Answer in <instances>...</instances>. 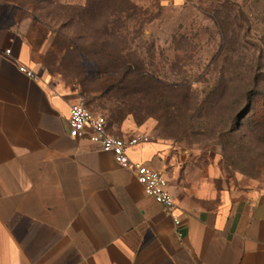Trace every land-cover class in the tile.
Returning <instances> with one entry per match:
<instances>
[{
  "label": "crops",
  "instance_id": "1",
  "mask_svg": "<svg viewBox=\"0 0 264 264\" xmlns=\"http://www.w3.org/2000/svg\"><path fill=\"white\" fill-rule=\"evenodd\" d=\"M57 33L0 0V264H264V189L234 187L131 117L113 129L106 119L110 135L149 138L128 156L166 179L176 206L167 212L132 170L87 136L70 138L79 95L48 70Z\"/></svg>",
  "mask_w": 264,
  "mask_h": 264
},
{
  "label": "rangeland",
  "instance_id": "2",
  "mask_svg": "<svg viewBox=\"0 0 264 264\" xmlns=\"http://www.w3.org/2000/svg\"><path fill=\"white\" fill-rule=\"evenodd\" d=\"M3 1L25 15L56 18L54 28L63 23L59 0ZM85 5L74 9L69 38H51L47 69L112 129L131 117L151 140L190 150L234 187L264 189V0ZM42 32L31 37L39 42ZM115 57L150 82L135 89L130 79L95 78L93 64Z\"/></svg>",
  "mask_w": 264,
  "mask_h": 264
},
{
  "label": "built area",
  "instance_id": "3",
  "mask_svg": "<svg viewBox=\"0 0 264 264\" xmlns=\"http://www.w3.org/2000/svg\"><path fill=\"white\" fill-rule=\"evenodd\" d=\"M9 54L10 50H6L5 55ZM18 70L31 79L35 78V74L23 66ZM68 129L70 138L78 139L87 136L89 141L99 146L102 152L111 154L118 166L132 170L145 194L154 199L165 211L172 212L175 209L176 206L167 189L166 179L152 168L131 161L128 156L129 149L149 142L146 135L136 133L127 138L110 135L107 131L105 116L91 112L80 98L69 107ZM173 223L178 226V218L173 217Z\"/></svg>",
  "mask_w": 264,
  "mask_h": 264
},
{
  "label": "trees",
  "instance_id": "4",
  "mask_svg": "<svg viewBox=\"0 0 264 264\" xmlns=\"http://www.w3.org/2000/svg\"><path fill=\"white\" fill-rule=\"evenodd\" d=\"M87 2H89V0H85L82 3H73V4H65V3H61L60 1L54 2L59 4V8L64 15L63 19L59 18L60 20H62L63 23L56 28L58 31L56 35L64 34L65 39L69 38L68 33L66 34L65 32L68 31V25L69 24L71 25L74 21V9L75 7H77L84 10L86 7L85 4ZM51 3L52 1H50V4ZM37 19L42 27H49V28H54L53 27L55 24L54 21H57L56 18L50 15L44 16V18L39 17ZM45 21H48V24L45 23ZM106 56L110 58L111 54L108 52ZM118 57L122 59V57H120L119 55ZM119 58L115 57L112 60L106 61L105 65L103 66H99L98 63L95 62L93 64V66L95 67V78L105 77V76L114 79L118 78L120 81L119 83H123L124 81L130 79L129 86L131 87L133 86L135 87V89H137V87H143L144 84L147 83V81L150 82V80L146 78L145 74L141 72V70H138L136 66H133L132 63H130L129 61H125L124 59L120 61ZM117 85L118 83H114V86ZM247 112L243 114L241 119H243L246 116ZM252 116H254V114Z\"/></svg>",
  "mask_w": 264,
  "mask_h": 264
}]
</instances>
